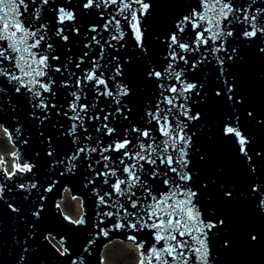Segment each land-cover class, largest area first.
<instances>
[{
  "label": "water",
  "instance_id": "obj_1",
  "mask_svg": "<svg viewBox=\"0 0 264 264\" xmlns=\"http://www.w3.org/2000/svg\"><path fill=\"white\" fill-rule=\"evenodd\" d=\"M51 2L52 0L50 4ZM55 2L60 3V0ZM71 2L69 7L78 13L83 11L84 14L78 17L79 33L65 30V34L69 36L67 41L55 34L56 28L62 25L55 23V13L49 9V5L40 7L39 19L34 17L41 0H35V3L33 0H26L28 11L24 12L23 8L20 9L23 12L21 19L24 21H31L35 27H39L42 23L48 25L47 36L40 47V50L49 56L50 65L46 69L47 75L41 79L44 83L49 80L53 82L52 92H42L40 97L48 104L47 109L34 107L38 100L33 98L31 93L23 88L20 93L15 92V82H8L6 77L0 76V127L6 130L12 139L16 148L14 156L18 166L24 163L35 165L32 172L15 170L16 175L6 178L8 172L3 164H0V185L5 186L4 197L0 200V264H73V262L103 264L105 248L118 241L134 244L137 247L143 244V248L138 247L141 254L139 253L136 264H140L142 253L147 254L155 245L151 230L115 229L112 225L117 222V216L103 215L108 211L116 212L117 209L115 206L111 208L98 206V197L94 189L101 195L111 191L109 184L115 179L109 177V184H105L103 182L105 177H96V172L102 171L105 163L102 160L99 164L96 163L101 159L99 148L96 152L80 153L74 161L71 160V156L78 147L87 145L92 148L98 143L100 147H104L113 140H119L126 129L129 130V139H133V143H136L134 139L136 134L130 132L133 126L150 128L158 142L164 139L155 121L152 124L148 123L149 118L146 113L154 111L157 102L162 99L163 89L159 85L163 84L165 87L180 85L173 78H149L147 72L152 69L164 72L170 62L166 59L169 53L167 45L169 33L175 30V23L193 9L197 12L201 11V0H145L152 5L149 14L142 21L146 27L148 47L146 54L136 47L132 30L124 20H121V27L126 35L120 42L124 47L117 44L113 48L104 43L110 39V32L104 30L103 26L112 8L105 9L101 6L100 9L91 11L81 10L78 5L80 0H71ZM232 3L241 9L251 5V11H255L257 7L264 8V0H232ZM238 15L242 18L243 13ZM258 19L264 20V14H258ZM223 23L228 25L225 30L230 29L234 33L232 37H227L224 46L229 51L235 46L239 52L236 61H228L224 52L217 53L225 57L224 77H235L236 97L243 99V104L236 106L235 114L240 115L242 127L253 140L251 145L253 151H264V124L257 122L258 119H264V54L259 52V48L264 47V38L246 41L238 36L245 27L240 20L230 19ZM92 26L97 28L96 32L89 30ZM181 35L188 42L195 38L191 25L186 26ZM94 36L104 45L103 50L100 44L93 41ZM6 43L0 41V47L6 46ZM47 43H51L53 47L47 49ZM111 43L116 44V41ZM211 47L212 42L209 41L207 48L201 46L198 51L184 53L188 60L187 64L183 61L175 64L176 71L184 70L183 77L187 82L197 83L198 86L203 84V92L208 94L203 102L194 92L184 94L192 96L188 106L191 107L193 114L200 111L202 119L185 121L188 124L186 131L189 134L195 133L189 147L191 159L189 167L193 172V180L187 184L180 183L182 187H191L194 191H199L200 195L196 198V203L205 222L209 220L214 222L215 219L225 220L224 226L208 232L207 245L210 250L208 264H264V211L256 206L264 192H250V185L254 183L264 188V159H257L254 156L256 172H251L248 163L237 153L236 145L221 135L222 123L225 117L233 114V109L223 96L214 95V90L223 89L224 85L220 76V66L210 51ZM52 56H57L59 59L53 60ZM113 56H116L117 60H113ZM81 59L83 63L77 68L76 65ZM126 60H130V63L124 65ZM198 60L202 63L197 64L193 69V63ZM93 61L101 66L97 74L104 73V78L108 80V86L114 93L117 85L126 84L131 95L119 97L121 104L118 105L113 97L98 95V91H102L103 86L97 90L93 83H87L83 87V95L79 103L87 104L88 112L83 125H78L73 135L70 134V129L78 122L70 119L74 115L69 109V104L73 101L71 93L77 91L74 86L76 78L82 77L86 69H91ZM117 63L124 66V74L116 76L113 80L110 77L115 73ZM0 67L10 69L11 65L8 61H0ZM56 68L60 71H56ZM65 84L68 86L65 87ZM164 95L167 96L169 93L164 92ZM123 104H127L132 109L130 114L127 111L123 113L115 111ZM160 107L165 108L166 105L161 103ZM248 111L253 112L255 119L247 117ZM108 113L112 115H109L108 120L105 121L104 117ZM125 115L128 119H124ZM178 118L184 119L183 116ZM104 123L115 128L116 132L111 136L106 135V130L102 127ZM48 138H51L53 145L52 156H48L46 151ZM104 155L111 156L112 160L117 162L115 167H123L118 163L120 153L106 152ZM125 162L130 163L127 160ZM89 165L92 167L90 168ZM157 166L161 173L166 170V165H160L159 161ZM152 167L144 163L141 178L143 180L147 177L148 186L151 187L153 194L159 197L161 193H166L168 188L163 183L162 175L155 179L148 175ZM117 174L121 175L119 172ZM168 175L170 178H175L173 173L169 172ZM90 180L93 182L89 183ZM21 183L37 185L31 190L27 200H24L23 196L28 193L18 191L16 188V185ZM49 187L52 190L45 191ZM8 188L12 191L8 192ZM225 190H233L232 199L224 197ZM67 191L72 197L81 199L83 213L79 215V219L83 218L85 223L79 225L72 223V219L78 217L62 211L59 202L63 200ZM133 191H136L138 196L143 194L139 187ZM41 196L44 197L42 201ZM116 199L113 195V200ZM4 201L19 206L21 212L12 213ZM41 203L43 212L37 224V237L28 239V222L33 220L31 210ZM119 203L129 211H134L128 206L124 197L119 198ZM121 215H123L122 210ZM105 232L107 235L104 234ZM45 235L49 236L48 240L43 239ZM252 235L257 236L255 241L251 240ZM133 236L135 240L129 239ZM61 238L65 241L64 246L69 249L68 255L61 256L57 251L61 247L59 243ZM26 239L27 245H25ZM225 240L229 241L227 247L224 246ZM26 246L29 247L28 252L24 251ZM155 246L162 247V244ZM37 249L39 251L35 256ZM190 264H195L194 256L190 258Z\"/></svg>",
  "mask_w": 264,
  "mask_h": 264
},
{
  "label": "snow or ice",
  "instance_id": "obj_2",
  "mask_svg": "<svg viewBox=\"0 0 264 264\" xmlns=\"http://www.w3.org/2000/svg\"><path fill=\"white\" fill-rule=\"evenodd\" d=\"M33 3H35V0H33ZM71 4V0H60V3L52 0L51 4L50 0H41L40 6L35 10L34 18H40V7L49 5V9L55 13V23L62 25V27L56 28L55 34L62 40L67 41L69 36L65 34V30L67 29L70 33H79L78 17L84 14L83 11L78 13L68 6ZM78 5L81 10L88 11L100 9L101 6L105 9H113L108 13L109 18L103 26L104 30L110 32V39L104 41L105 44L113 48L117 44L120 47H124L120 43L126 35L121 27V20H124L128 22L132 30V38L136 47L144 54L148 52V47L146 46L147 37L145 35L146 27L142 24V21L149 14L152 8L151 3L145 2V0H80ZM21 8H23L24 12L28 11L26 0H0V41L7 42L6 46L0 47V61H8L11 65L10 69L0 67V76L6 77L8 82H15V92L20 93L23 88L31 93L32 97L38 100L34 107L47 109L48 104L40 97L42 92H52L51 85L53 82L49 80V82L44 83L41 79L47 75L46 69L50 65L48 63L49 56L44 51H41L40 47L47 36L48 25L42 23L39 27H35L31 21H24L21 19L23 16V12L20 11ZM251 8V5L244 9L235 7L232 0H201L200 12L193 9L192 12L175 23V30L169 33L167 40L169 53L166 59L170 60L167 68L163 73L155 69L147 72L149 78H173L180 85L179 87L177 85H169L167 87L163 84L159 85L163 89L161 92L162 99L157 102L154 111L146 113L149 118L148 123L152 124L155 121L164 139L158 142L152 135L150 128L133 126L130 132L136 134L134 137L136 143H133V139H129V130L126 129L123 137L119 140H113L104 147H100L99 143L92 148L87 145L78 147L71 156V160L74 161L80 153L96 152L99 148L101 159L97 160L96 163L99 164L101 160L105 163L103 170L96 172V177H105L103 181L105 184H109V177L115 179L113 183L109 184L111 191H106L101 195L98 190L94 189L98 197V206L103 205L109 208L115 206L117 209L116 212L108 211L103 213V215L108 217L117 216V222L112 225L115 229L128 228L140 231L147 228L153 233L155 245L162 244V247L153 245L147 254L142 253L140 264H190V258L193 256L195 257V264H208L210 251L207 245L208 232L225 224L224 219L205 222L203 214L196 203V198L200 195L199 191H194L191 187H182L180 183L184 182L187 184L193 180V172L189 167L191 164L189 147L192 144V137L195 133L189 134L186 131L188 124L185 121L191 122L202 119L200 111H196L193 114L191 107L188 106V101L192 100V96L184 94L186 92H194L196 97H200L201 102L205 101L208 96L206 92H203V84L198 86L197 83L187 82L183 77L184 70H175V64L179 61H183L185 64L188 63L184 53L198 51L201 46L207 48L209 41L212 42L210 51L220 66V76L224 85L223 89L214 90V95L216 97L223 96L233 109V114L225 117L222 123L221 135L236 145L237 153L248 163L251 172H256L253 157L264 159V151H253L251 147L253 140L248 135L247 130L242 127L240 115L235 114L236 106L243 104V99L236 97L235 77H224L225 57L217 55V53L224 52L228 61H236L239 57L238 49L235 46L231 48V51L224 46L227 43V37H232L234 33L230 29L225 30L228 25L224 24L223 21H230V19L240 20L245 27H243L238 36L246 41L264 38V20L258 19V14H264V8L257 7L255 11H251ZM241 12L243 13L242 18L238 15ZM188 25H191L192 30L195 32V38L191 42L186 41L181 35ZM89 30L96 32L97 28L92 26ZM92 39L96 44H100L103 50L104 45L100 43V40H97L95 36ZM111 41H116V44H112ZM218 41L220 42L219 44L217 43ZM52 47L51 43L46 44L47 49ZM86 47H90V45H86ZM259 52L264 54V47H260ZM51 59L57 60L59 57L52 56ZM112 59L117 60V57L113 56ZM80 63H83L82 59L77 63V68L80 67ZM128 63H130V60L124 61V65ZM199 63H202V61L198 60L193 63L192 68L195 69ZM100 67L98 63L93 61L92 68L86 69L82 77L76 78L74 86L77 91L71 93L73 101L69 104V109L74 113L70 119L78 123L72 125L70 134L74 135L77 126L83 125L88 112L89 106L79 103L83 95V87L87 83H93L94 88L97 90L100 89V86H103V90L98 91V95L113 97L118 105L121 104L119 97L131 95L130 89L126 84L117 85L114 93L109 88L108 80L104 78V73L99 72L97 74ZM55 70L60 71L59 68ZM123 74L124 66L117 63L115 73L110 79L114 80L116 76ZM64 86L67 87L68 85L65 84ZM164 92L169 93V95L165 96ZM202 92L203 95H201ZM180 101L183 102L181 103ZM161 103L166 105V107L161 108ZM115 111L117 113L127 111L130 114L132 109L127 104H123ZM109 115H112V113L105 115V121L108 120ZM170 116L172 117L171 119ZM179 116H183L184 119H179ZM247 117L255 119L252 111L247 112ZM96 119H99V117H96ZM124 119H128V116L125 115ZM257 122L264 124V119H258ZM102 127L106 130V135L111 136L116 132V129L109 127L107 123H104ZM47 143V155L52 156L53 145L51 138H48ZM106 152L120 153L118 163L123 165V167H115L117 162L113 161L111 156L104 155ZM126 160L130 161V163H126ZM201 160H203V156H201ZM157 161H159L160 165H166V170L163 173L160 172ZM141 162L153 166L148 173L152 179L162 175L163 183L168 188L166 193H161L159 197L153 194L151 187L148 186L147 177L143 180L141 178V174L144 172V163ZM14 167L19 172H32L35 165L24 163ZM89 167L91 168L92 166L89 165ZM118 172L121 175H118ZM169 172L175 174L174 179L169 177ZM14 175H16V171L7 173L6 178H11ZM92 182V180L89 181V183ZM36 187V183L16 185L18 191H26L28 193V195L23 196L24 200L28 199V196L31 195V190ZM138 187L143 193L140 196L137 195L136 191H133V189ZM204 187H207V185H204ZM51 190V187L45 189V191ZM7 191L11 192L12 189L8 188ZM257 191L264 192V188H260L255 183L250 185V192L255 193ZM4 194L5 186L0 185V200L3 199ZM223 194L227 199L233 198V190H225ZM113 195L116 196V200H113ZM120 197H124L128 206L134 211H129L128 208L119 203ZM40 199L42 201L44 197L41 196ZM146 201L147 203H145ZM4 203L12 213L19 214L21 212L19 206L8 201H4ZM256 206L261 211H264V195L257 201ZM121 210L123 215H121ZM42 212V203L31 210L33 220L30 223L28 222V239H36L37 224ZM71 222L77 225L85 223L83 218ZM104 234L107 235V232ZM43 239L48 240L49 236L45 235ZM129 239L135 240L136 238L133 236L129 237ZM256 239V235L251 236L252 241ZM27 243L28 240L26 239L25 245ZM59 243L61 247L57 251L60 255L70 254L69 249L64 246L65 241L63 238H61ZM228 245L229 241L225 240L224 246L227 247ZM138 247L143 248V244L138 245ZM28 250L29 247L26 246L24 251L28 252ZM38 251L37 249L34 253L35 256Z\"/></svg>",
  "mask_w": 264,
  "mask_h": 264
},
{
  "label": "rangeland",
  "instance_id": "obj_3",
  "mask_svg": "<svg viewBox=\"0 0 264 264\" xmlns=\"http://www.w3.org/2000/svg\"><path fill=\"white\" fill-rule=\"evenodd\" d=\"M10 152V145L5 141L0 140V154L7 155ZM62 209L75 216V206L73 199L69 198L63 201ZM137 248L138 247L136 245L130 243L114 242L110 244L108 250L106 251L104 262L108 264H136Z\"/></svg>",
  "mask_w": 264,
  "mask_h": 264
},
{
  "label": "bare ground",
  "instance_id": "obj_4",
  "mask_svg": "<svg viewBox=\"0 0 264 264\" xmlns=\"http://www.w3.org/2000/svg\"><path fill=\"white\" fill-rule=\"evenodd\" d=\"M0 140L5 141L7 144L10 145V149L11 152L7 155L5 154H0V164H3V166L5 167V169L8 170V172H12L14 170V166L17 165V160L14 156V153L16 151V148L12 142V139L10 138L9 134L7 133L6 130H4L3 128L0 127ZM70 195L66 194L65 198L61 201L60 205L62 206L63 201H65L66 199H69ZM74 201V206H75V216L79 217V215L82 213V207H81V202L79 199H74L72 198ZM110 246V245H109ZM108 247L105 248L104 253H103V259L105 261V253L108 250ZM136 254H137V259L140 253V250L137 248L136 249ZM104 264H108L106 262H104Z\"/></svg>",
  "mask_w": 264,
  "mask_h": 264
}]
</instances>
